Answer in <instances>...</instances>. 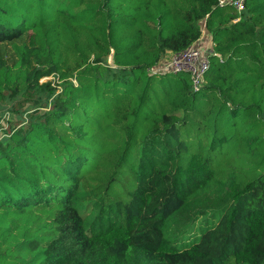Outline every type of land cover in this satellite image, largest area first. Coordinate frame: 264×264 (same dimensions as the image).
Instances as JSON below:
<instances>
[{"label": "trees", "instance_id": "obj_1", "mask_svg": "<svg viewBox=\"0 0 264 264\" xmlns=\"http://www.w3.org/2000/svg\"><path fill=\"white\" fill-rule=\"evenodd\" d=\"M6 43L0 264H264V0H0Z\"/></svg>", "mask_w": 264, "mask_h": 264}, {"label": "built area", "instance_id": "obj_2", "mask_svg": "<svg viewBox=\"0 0 264 264\" xmlns=\"http://www.w3.org/2000/svg\"><path fill=\"white\" fill-rule=\"evenodd\" d=\"M244 1L245 0H218V6H230L239 13L243 9ZM202 31H204L203 26ZM211 55H214L218 59L220 58L218 54L214 53L213 44L210 41L207 44L199 42L196 45L193 43L183 51L177 54H172L170 57L171 59L168 62H161L162 64L160 63L155 70L172 73L185 72L190 76L192 88L198 90L203 82V76L209 68V56ZM8 119V111L0 114V124L2 123L0 128V140L8 135Z\"/></svg>", "mask_w": 264, "mask_h": 264}, {"label": "rangeland", "instance_id": "obj_3", "mask_svg": "<svg viewBox=\"0 0 264 264\" xmlns=\"http://www.w3.org/2000/svg\"><path fill=\"white\" fill-rule=\"evenodd\" d=\"M204 35H205V31H202V36H204ZM0 53H1L2 59L6 63L10 64L13 61L14 58H13L9 43L0 45ZM170 56L171 55L165 54L163 56L162 62H168L171 59ZM109 60H110V58H109ZM54 76H55L54 74H51V75H48V76L43 77V78L42 77L38 78L35 81H32L31 87L46 84V85H49L53 88L56 87L57 92L55 94H57V93H59L60 88L56 85V77H54ZM45 99H46V96H43L41 98L42 101H45ZM17 103L21 108H26L29 112H32V110H29V109H33L31 107V102L29 101V99H25V98L21 97V98L17 99ZM41 110H46V109H41ZM3 112H5V111H3ZM8 114H9V119H8L9 122L8 123H10L11 121L15 122L17 119V116H15V114H13L10 111H8ZM1 124H0V128H1ZM0 133H1V129H0Z\"/></svg>", "mask_w": 264, "mask_h": 264}, {"label": "crops", "instance_id": "obj_4", "mask_svg": "<svg viewBox=\"0 0 264 264\" xmlns=\"http://www.w3.org/2000/svg\"><path fill=\"white\" fill-rule=\"evenodd\" d=\"M209 41H210V39L206 38V36L204 35V36H201L200 39H198V41L194 42V44L197 45L199 42H202L203 44H207ZM166 54L172 55L171 53H168V52Z\"/></svg>", "mask_w": 264, "mask_h": 264}]
</instances>
